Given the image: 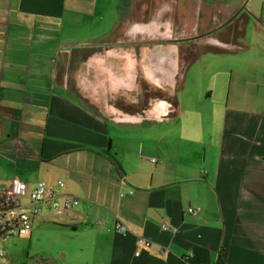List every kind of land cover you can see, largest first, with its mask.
Returning <instances> with one entry per match:
<instances>
[{"label": "crops", "instance_id": "obj_1", "mask_svg": "<svg viewBox=\"0 0 264 264\" xmlns=\"http://www.w3.org/2000/svg\"><path fill=\"white\" fill-rule=\"evenodd\" d=\"M16 182L22 203L38 182L78 199L40 218L81 226L82 261L264 264V0H0V191Z\"/></svg>", "mask_w": 264, "mask_h": 264}, {"label": "built area", "instance_id": "obj_2", "mask_svg": "<svg viewBox=\"0 0 264 264\" xmlns=\"http://www.w3.org/2000/svg\"><path fill=\"white\" fill-rule=\"evenodd\" d=\"M151 163L157 164L156 159H150ZM63 187L61 181L57 182V188ZM25 185L16 182L9 190L0 191V258L5 255L4 244L12 237L24 236L32 229L34 220L42 215H50L52 220L63 222L72 220L75 207L78 204L77 198H68L54 189L48 188L43 182H38L30 194V201L22 203L20 198L24 196ZM188 213L196 216L199 209L189 208ZM117 222L114 231L118 234H125L128 231L125 223ZM168 230L167 226L162 227ZM139 249H147L151 246V241L139 236L136 241ZM140 252L135 253L138 257Z\"/></svg>", "mask_w": 264, "mask_h": 264}, {"label": "rangeland", "instance_id": "obj_3", "mask_svg": "<svg viewBox=\"0 0 264 264\" xmlns=\"http://www.w3.org/2000/svg\"><path fill=\"white\" fill-rule=\"evenodd\" d=\"M204 59L206 61L208 58ZM196 69L195 76H202V81L205 76L202 73L204 61ZM195 87V91L200 92V81ZM215 95L212 100L213 105L216 104L219 97L217 93ZM222 95L224 96L225 93ZM47 216L52 218L50 215ZM42 219L43 217L37 218L31 231L26 235L12 237L4 244L5 255L0 258V264H30L29 260L39 255H49L57 258L59 264H74L75 262V264H92L89 257L86 261H82L83 259H81V254L78 251L77 243L82 241L80 236H83V233L79 230L81 226L76 228L77 231H73L72 228L58 226L49 220L42 221Z\"/></svg>", "mask_w": 264, "mask_h": 264}, {"label": "flooded vegetation", "instance_id": "obj_4", "mask_svg": "<svg viewBox=\"0 0 264 264\" xmlns=\"http://www.w3.org/2000/svg\"><path fill=\"white\" fill-rule=\"evenodd\" d=\"M228 17L229 16H226L222 21L221 23V26H223L221 30L222 32H219V34L215 33L214 28L209 29V31L207 30L209 33H212L213 34L212 36L214 38H217L218 41H222V40L224 41L225 38L229 37L232 33V29L234 26L229 21ZM179 19H180V23H179ZM200 21H202L200 20V18L198 20H195V18L191 15H187L186 17H184V15H182V17H179V15H177V33L182 32V29L186 30L187 28H191L195 23L199 27V25H201Z\"/></svg>", "mask_w": 264, "mask_h": 264}, {"label": "trees", "instance_id": "obj_5", "mask_svg": "<svg viewBox=\"0 0 264 264\" xmlns=\"http://www.w3.org/2000/svg\"><path fill=\"white\" fill-rule=\"evenodd\" d=\"M30 264H59L57 258H53L49 255H39L29 260Z\"/></svg>", "mask_w": 264, "mask_h": 264}]
</instances>
